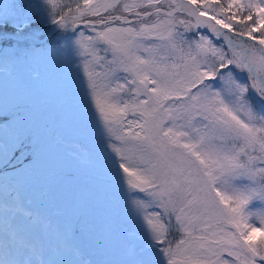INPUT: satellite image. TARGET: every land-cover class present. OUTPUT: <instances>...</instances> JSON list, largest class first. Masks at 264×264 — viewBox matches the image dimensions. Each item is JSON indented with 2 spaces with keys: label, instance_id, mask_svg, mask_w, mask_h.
Here are the masks:
<instances>
[{
  "label": "snow or ice",
  "instance_id": "6c2138e0",
  "mask_svg": "<svg viewBox=\"0 0 264 264\" xmlns=\"http://www.w3.org/2000/svg\"><path fill=\"white\" fill-rule=\"evenodd\" d=\"M74 2L0 0V64L65 55L95 211L10 192L38 154L0 101V264H264V0Z\"/></svg>",
  "mask_w": 264,
  "mask_h": 264
},
{
  "label": "rangeland",
  "instance_id": "374dc122",
  "mask_svg": "<svg viewBox=\"0 0 264 264\" xmlns=\"http://www.w3.org/2000/svg\"><path fill=\"white\" fill-rule=\"evenodd\" d=\"M66 2L75 7L74 0ZM177 18L184 16L178 13ZM47 43L56 46L64 41L57 32ZM73 59L80 61L78 56ZM64 63L65 55L32 57L29 53L26 57L21 51L7 73L0 64V101L9 108L18 107L21 121L34 136L38 154L31 172L22 176L9 173L10 192L18 191L40 211L72 219L77 215L91 216L95 211V180L74 152L75 126L67 123V107L62 102V85L69 78ZM41 193H46L47 198L42 199Z\"/></svg>",
  "mask_w": 264,
  "mask_h": 264
},
{
  "label": "water",
  "instance_id": "95a60500",
  "mask_svg": "<svg viewBox=\"0 0 264 264\" xmlns=\"http://www.w3.org/2000/svg\"><path fill=\"white\" fill-rule=\"evenodd\" d=\"M201 31H203V30L201 29Z\"/></svg>",
  "mask_w": 264,
  "mask_h": 264
}]
</instances>
